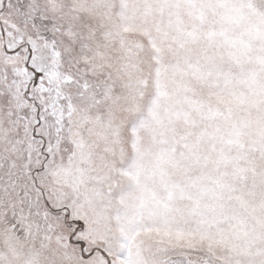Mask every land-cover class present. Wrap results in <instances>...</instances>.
<instances>
[{
	"label": "snow or ice",
	"instance_id": "snow-or-ice-1",
	"mask_svg": "<svg viewBox=\"0 0 264 264\" xmlns=\"http://www.w3.org/2000/svg\"><path fill=\"white\" fill-rule=\"evenodd\" d=\"M0 264H264V0H0Z\"/></svg>",
	"mask_w": 264,
	"mask_h": 264
}]
</instances>
